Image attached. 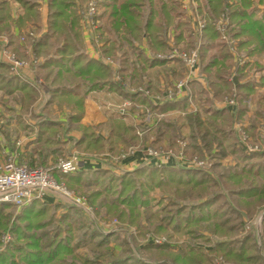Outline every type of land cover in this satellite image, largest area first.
<instances>
[{
	"label": "trees",
	"instance_id": "trees-1",
	"mask_svg": "<svg viewBox=\"0 0 264 264\" xmlns=\"http://www.w3.org/2000/svg\"><path fill=\"white\" fill-rule=\"evenodd\" d=\"M81 1L86 2L85 7L84 3L79 5L77 0H47L48 31L36 41L35 49L40 55H48L47 62H50L49 53L54 52L60 55V60L72 62L75 67L72 72L73 78L64 75L62 71L57 74L59 79L48 75L47 80L51 79L55 89L52 90L49 85L43 87L52 95L62 90L66 79L71 82L86 78L85 82L94 87L97 83L92 81L96 78L104 79L111 76L108 67L97 64L86 54L81 20L83 12L89 16L88 8L92 0ZM95 1L97 11L92 17L93 20L97 12L103 9L105 28L118 32L120 27L126 29L131 25L132 38L150 31L155 38L154 41L167 45L166 50L169 49L168 27L174 26L173 29L178 27L180 31L185 27V23L176 24L177 18L182 14L177 0ZM258 1L264 2V0ZM204 2L209 12L206 32L210 35V40L203 43L205 45L203 49L199 46V71L210 73L211 69H216V76L223 86L211 81L209 83L216 87L218 93L224 96L229 94L239 99L240 103L243 102L238 108V114L241 116L247 108L244 100L251 94L259 95L257 90L264 86V19H258L249 11L255 0H242L243 9H239L238 6L229 9L230 0H215V3L212 0H204ZM24 4L27 9L25 18L37 19L38 0H24ZM156 15L161 20L159 25L157 20L155 22ZM220 18L226 21L227 34L234 41L233 43L221 40L217 29ZM0 30L5 29L0 27ZM135 30H138L137 35H134ZM173 33L175 34L174 30ZM6 35L10 40L14 36L12 33ZM159 35H161L160 39H158ZM54 37L56 40L53 41ZM115 42L119 46L121 40L116 39ZM197 44L198 41H193L192 48L198 47ZM214 47L222 50L221 57L217 59L207 56L210 48ZM237 51L240 52L238 55ZM241 56L244 58L257 56L255 63L258 65L257 70L261 71V78L257 84L255 79H253L254 84L249 78L245 79L244 69L237 59ZM250 62H245V65L248 66ZM64 72L70 70L65 69ZM236 74L237 83L234 81ZM112 86H117L116 88L120 90L122 88L120 83ZM218 86L226 88V91L223 92ZM19 88L24 89L29 99L37 95V87L26 83L19 75L11 73L9 66L1 61L0 89L11 94ZM183 103V106H187V101ZM176 106L167 103L164 107L169 109ZM209 109L212 111L209 118L203 119L197 113L189 114L187 119L192 129L193 149L202 151L205 148L209 156L216 159L213 169H187L178 165L158 167L144 164L135 170L119 172L88 170L86 167L69 174L55 171L58 181L65 178L71 188L77 191L85 190L84 194L87 195L85 199L93 210L94 218L76 204L64 201L74 210L84 214L86 223L83 226V237L74 242L75 238L60 234L51 238L44 235L38 237L39 241H33L34 237L24 234L21 237L27 241L17 246L19 259L13 254L4 255L0 257V264H212L215 257L223 259L218 264H227L223 263L225 261L228 264H264V253L259 250L257 229L252 224V220L260 210L256 207L264 203V150L259 153L244 152L233 132L232 116L226 110H218L212 105ZM258 115L264 120V98L260 102ZM133 139L131 138V141ZM230 154L238 161L236 165L224 163L223 159ZM240 164L241 169L235 170ZM216 168L220 170L216 172ZM131 175L135 178L131 179ZM145 175L150 186L153 187L152 190L165 189V192L168 191L177 197V201L173 202L176 210L172 217L157 216L152 213L148 216L153 219L146 220L147 222L142 219L140 208L147 204L142 199H148V196L144 189L146 185L143 183L139 185L138 178ZM247 175L252 176L253 180L247 182L245 179ZM114 182L119 183L112 194L113 196L118 194L121 198L120 202L110 198L109 190ZM103 185L106 189L102 187ZM182 186L189 187L190 190L196 188L199 191L192 194L186 189H180L183 188ZM243 199H247L245 203L241 202ZM35 201H44V199H33L22 207L28 208ZM180 201L184 203H179ZM0 205L16 207L8 202H0ZM229 211L237 214L236 225L227 226L231 217L225 216V212ZM106 213H110L113 218L120 221V228L109 234L98 228V224L101 225V221L105 219ZM114 214L117 216L114 217ZM183 225L192 226L188 231L192 234V239L186 242L185 248L180 245L173 247L176 245L172 244L171 238L178 237V233L182 234ZM132 227H136L138 235L134 234ZM236 229L245 234L237 237ZM126 230H130V237ZM123 234L125 236H122ZM148 234L155 236L166 234L170 239L163 244H156L148 240ZM113 241L117 242V245H112ZM207 245L209 252L205 249ZM262 245L264 250V239ZM87 246L91 248L89 250L92 252V258L83 257L76 252L77 249Z\"/></svg>",
	"mask_w": 264,
	"mask_h": 264
},
{
	"label": "crops",
	"instance_id": "crops-1",
	"mask_svg": "<svg viewBox=\"0 0 264 264\" xmlns=\"http://www.w3.org/2000/svg\"><path fill=\"white\" fill-rule=\"evenodd\" d=\"M77 1L79 5L82 3L81 0ZM196 1V10L205 18L207 26L209 12L206 4L204 0ZM212 1L215 3V0ZM38 3L39 15L35 19L25 18L27 9L24 0H0V27L5 29L0 30V35L14 34L7 45L8 50L31 62L30 66L22 68L20 72L13 71L8 64H4L9 66L11 73L37 87V95L32 99L27 97L23 88L16 89L11 94L0 89V147L4 157L14 154L19 162L48 167L53 166L58 158L74 152L85 158V167L88 170L131 171L144 164L173 166L171 163L162 165L158 161L147 163L142 145L180 148L179 141H183L186 143V157L204 155L201 157L211 160L214 165L216 159L209 156L205 148L202 151L193 149L192 129L187 119L189 114L199 113L206 119L212 114L209 109L211 105L218 110L224 109L232 116L235 135L236 120L250 132H255L257 124L264 123L263 118L258 115L260 102L264 98V86L259 87V95L251 94L244 100V103H248H245L247 108L239 116L238 108L243 102L240 103L238 99V106L224 105L222 101L226 97L209 83H216V80L211 77L212 73L208 75L206 71H198L201 82L195 81L190 93H184L174 99L167 98V89L184 76L185 65L179 59L158 58L157 55L169 53L172 44L180 49H188L193 41L197 42L192 30L193 10L186 8L183 0H177V3L181 6L184 17H187L183 22L185 27H182L181 31L178 27H168V50L167 45L154 41L150 31L132 38L131 25L126 29L120 27L118 32L105 28L103 9L97 12L98 17L96 16L94 23H91L88 14L83 12L81 26L86 54L97 64L108 67L111 76L96 78L92 81L97 83L94 87L85 82L86 78L71 82L66 79L62 85L63 91L52 95L43 87L49 85L52 90L55 89L51 79L47 80L48 75L59 79L57 74L62 71L64 75L73 78L75 67L72 62L60 60L57 53H49L50 62H47L48 55L37 53L35 43L48 31L49 19L47 0H38ZM83 3L85 7L86 2ZM154 17L159 25L161 20L157 15ZM176 24L180 25L179 17ZM206 26L204 39H209ZM30 32H34L35 36H30ZM137 34L138 30H135L134 35ZM20 35H28L26 42L20 41ZM160 38L161 35L158 36V39ZM116 39L121 40L119 46L115 42ZM204 44L201 41L197 46L203 49ZM34 58L38 60L37 64L32 63ZM65 69L70 72H64ZM235 82L237 83L238 79ZM119 83L121 90L112 86ZM252 99H255L254 105ZM185 101L187 106H183ZM167 103L177 106L168 109L164 107ZM124 107L125 111L121 112ZM250 118H254L253 121ZM139 131L145 133L140 136ZM174 131L176 136L173 135ZM131 138L134 139L131 141ZM132 145L139 148L123 157L122 154ZM223 161L227 165H236L238 162L232 154ZM47 198H51V202H58L60 199L48 195L44 200L47 201ZM258 215V224L261 227L258 241L262 243L264 208H260ZM132 230L138 235L136 227H132ZM126 232L130 237V230ZM172 244L177 246L176 243Z\"/></svg>",
	"mask_w": 264,
	"mask_h": 264
},
{
	"label": "built area",
	"instance_id": "built-area-1",
	"mask_svg": "<svg viewBox=\"0 0 264 264\" xmlns=\"http://www.w3.org/2000/svg\"><path fill=\"white\" fill-rule=\"evenodd\" d=\"M186 8L192 9V30L198 45L201 43L202 32L206 26V20L196 10V0H183ZM96 1L92 0L89 4V21L94 23L92 19L96 13ZM217 29L220 32L221 40L231 41L227 34L226 21L223 18L217 23ZM30 36H35L34 32L29 33ZM28 35H21L20 41L26 42ZM201 37V38H200ZM10 42L8 35H0L1 61L10 66L11 70L20 72L22 68L30 66L31 62L19 57L14 52L8 50L7 45ZM158 58L179 59L185 65V74L181 79L176 80L171 87L166 91L168 99H174L190 93L192 85L195 81L201 82L199 77L200 52L199 46L190 49H180L172 44L171 50L167 54H158ZM33 64H37L38 60L34 58ZM222 103L226 106H238L239 102L235 98H225ZM121 112H124L122 109ZM234 130L238 140V144L244 152L259 153L264 150V124H259L256 127L255 135H251L246 127L238 120L234 122ZM145 131H139L142 136ZM180 148L173 147H157L153 144L142 145V151L147 158V163L158 161L159 164L165 165L171 163L184 168L195 169H210L213 162L207 158L193 156L186 157L184 148L186 143L179 141ZM139 146L132 145L127 152L123 153L125 157L127 153H133ZM85 158L78 153H70L69 155L60 157L53 166L29 165L19 162L16 155L9 154L5 162L0 166V202H8L20 208L33 199H44L48 195H54L62 201L76 204L83 208L91 217L94 218L92 208L87 204L86 199L73 194L63 182L58 181L55 176V171L63 174H69L79 171L85 167ZM112 230L119 229L120 222L113 219L110 224ZM148 240L156 244H162L165 239L159 236L147 235Z\"/></svg>",
	"mask_w": 264,
	"mask_h": 264
},
{
	"label": "rangeland",
	"instance_id": "rangeland-1",
	"mask_svg": "<svg viewBox=\"0 0 264 264\" xmlns=\"http://www.w3.org/2000/svg\"><path fill=\"white\" fill-rule=\"evenodd\" d=\"M241 1L242 0H230L231 6L230 7L227 6V7L229 9H235L238 6L239 9H243L241 7L243 5V3ZM228 8L226 10H228ZM249 11L254 13L258 19H264V2L261 3L258 0H255V2L252 3V6L249 9ZM186 20H187L186 15H185V17H184V14H181L179 16L180 24ZM202 36H203V38L201 40L202 43H204V40L207 42L210 40V39H207V40L204 39V37H205L204 31L202 32ZM214 43L218 44L219 42H214ZM190 48H192V45H190V47L188 49H190ZM238 53H240V52L237 51V55H238ZM221 55H222L221 48L214 47V48H210V52L208 53L207 56H212L213 58L217 59V58L221 57ZM237 59L240 62V65L243 67L242 69H244V73H245V77H246L245 79L249 78L251 83H253V84H254L253 79H255L256 84H257L261 78V71L257 70L258 65H256V63H255L257 61V56H253V57H249V58H244L243 56H241L240 58H237ZM247 61H251L250 64H248V66L245 65V62H247ZM244 67H246V68H244ZM210 73H212L213 76H211V77L214 80H216V83H220L223 86V83L221 82V80L218 79L216 76V74H217L216 69L215 68L212 69V71H210ZM210 73L208 75H210ZM237 77H238V75L236 74L234 76V79L237 80L236 79ZM218 87L223 92L226 91V88L221 87V86H218ZM257 91H259V90H257ZM225 97L229 98L231 96L229 94H227V95H225ZM231 98H233V97H231ZM252 100H253L252 103L254 105L255 99H252ZM7 103L10 104V102H7ZM245 103L248 104L247 102H245ZM249 105H250V103H249ZM122 109H124V111H125V107ZM253 119L254 118H252L251 121H253ZM258 125L259 124H257V126ZM249 133L251 135H253V134L255 135L256 129H255V132L253 130L252 132L249 131ZM173 135L176 136L175 131H174ZM69 154L70 153H68L67 155H69ZM4 155L5 154L3 152V149L0 147V166L5 162V160L7 158V156L4 157ZM233 168H235V167L233 166ZM210 169H213V167ZM210 169H208V170H210ZM240 169H241V164H240V166H238V167L236 166V168H235V170H240ZM215 170L217 172L220 169L216 168ZM138 177H136V178H138ZM144 177L138 178V180H139L138 184L139 185H140V183H143L146 185L144 187V189H145V191H147L146 193L148 196V199H145V198L142 199L147 203L144 207L140 208L142 219L144 221H146V220L149 221L150 219H153V218H150V216H148L149 214H152V213H154V215H157V216L158 215H164L165 217H172V215H174V213H175L174 210H176V206H174L173 202L177 201V197L173 196V194L169 193L168 191L165 192V189H164V191H160L158 188L152 190L153 187L150 186V183L146 179L147 176L145 175ZM246 177L247 178H245V179H247V182L253 180L252 176L247 175ZM133 178H135V176L131 175V179H133ZM60 182H63L66 185V187L76 196L83 197V198L87 199V195L84 194L85 190L80 189L77 191V190L71 188L68 185L65 178L61 179ZM118 183L119 182H114L113 184H111L112 187L109 190V194H110L111 199H116L118 202H120L121 198L118 196V194L116 196H113V194H112L113 192L116 191ZM263 183H264V179H263ZM102 187L106 189V187H104V185ZM182 187L183 188H180V189H183V190L186 189V190H188L189 193H192V194H195L197 191H199V189L197 190L196 188L193 190H190L189 187H184V186H182ZM103 188H101V189H103ZM51 198H47V201H50V202H47L45 200L32 202L28 208H23V207L18 208V207H14V206L0 205V257H4V255L9 256L10 254H13L15 258L19 259L17 246L22 244V243H25L27 241V240L22 239L24 234L34 237L33 241H39L38 237L44 236V235L51 238L54 235L60 234L64 237L67 236V237L75 238V240H73L74 242L77 241L79 238L83 237V233H84L83 232V226H84V223H86V218L84 217V214L77 211V210H74L70 205L66 204L67 202L66 203H64V201L62 202V199L57 200L58 202H51ZM246 200L247 199H243V200H241V202L243 201V203H245ZM179 203H184V201H180ZM261 205L257 206L256 208H262L263 209L264 203ZM146 206L149 209H147ZM226 209H228V208H226ZM115 215L117 216V214H114V217H116ZM167 215H169V216H167ZM228 215H229V217H231V220H230V222L227 223V226L236 225L237 224V219H236L237 214L232 213L230 211L228 213L225 212V216H228ZM246 216H247V214H246ZM258 216L259 215L257 214V216L252 220V224L257 229V235H260L261 234L260 233L261 227L258 224V221H259ZM113 219H116V218H113V216H111L110 213H106L105 219L101 221V223H102L101 225H100V223L98 224V228L100 227V230L106 234L114 232L115 230H112V226L109 225ZM167 219H170V218H167ZM263 219H264V217H263ZM257 224H258V226H257ZM10 229L12 232H10ZM190 229H192V226L185 227V225H183L182 231H181L182 234L179 235V233H178L177 234L178 237H174L173 239L171 238V242L176 243L177 246L180 245L181 247L185 248L186 242H188L192 239V234H190V232H188ZM236 230H237L236 231L237 237L239 235L243 236L245 234V232H242L239 229H236ZM122 236H125V234H123ZM156 236H159V237H162L163 239H165L163 241V243L167 242L168 239H170V237L166 234L156 235ZM113 242L114 243H112V245H117L116 244L117 242H115V241H113ZM258 243H259V241H258ZM200 245H202L201 242H200ZM258 245H259V250L262 253H264L262 243H259ZM177 246H173V247H177ZM208 247H209L208 245L205 246L206 252H209ZM89 249H91L90 246H87L86 248L77 249L76 252L80 253V255L83 257H91L92 258L93 257L91 255L92 252H90ZM92 249H94V248H92ZM222 260L223 259H221V257H215L212 264H218V263L222 262ZM223 263L228 264V262H226V261Z\"/></svg>",
	"mask_w": 264,
	"mask_h": 264
},
{
	"label": "water",
	"instance_id": "water-1",
	"mask_svg": "<svg viewBox=\"0 0 264 264\" xmlns=\"http://www.w3.org/2000/svg\"><path fill=\"white\" fill-rule=\"evenodd\" d=\"M262 218H263V215H262Z\"/></svg>",
	"mask_w": 264,
	"mask_h": 264
}]
</instances>
